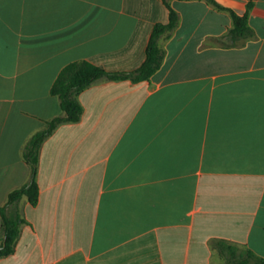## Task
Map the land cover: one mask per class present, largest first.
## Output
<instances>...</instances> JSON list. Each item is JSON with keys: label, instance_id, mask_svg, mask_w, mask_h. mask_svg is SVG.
<instances>
[{"label": "crops", "instance_id": "1", "mask_svg": "<svg viewBox=\"0 0 264 264\" xmlns=\"http://www.w3.org/2000/svg\"><path fill=\"white\" fill-rule=\"evenodd\" d=\"M169 1L161 66L95 80L81 119L43 142L39 201L21 199L0 264H220L218 238L264 256V0ZM229 9L254 32L236 44ZM169 15L163 0H0V206L30 178L25 144L62 113L61 69L133 70Z\"/></svg>", "mask_w": 264, "mask_h": 264}, {"label": "trees", "instance_id": "2", "mask_svg": "<svg viewBox=\"0 0 264 264\" xmlns=\"http://www.w3.org/2000/svg\"><path fill=\"white\" fill-rule=\"evenodd\" d=\"M170 10L168 22H157L152 30L147 48L146 59L137 68L128 71H109L104 67L94 64L88 60H76L66 64L59 72L52 84V94L58 95L62 113L46 120L44 128L36 131L24 146L23 156L30 165V178L21 186L13 188L6 202L0 206L2 217V228L4 236L0 238V257L9 255L15 251L16 244L21 232V224L26 220L20 211V201L27 197L29 202L36 205L39 201L40 187L38 183V171L40 152L43 142L54 130L64 122L79 121L84 108L78 95L101 77L110 79H131L134 82L149 79L161 66L165 57V50L160 45L162 36H169L179 22L178 12L171 6L169 0H163ZM221 8V4L215 0H208ZM255 0H248V9L252 7ZM233 18V27L228 36L232 43L253 35V29L248 22V12L240 15L229 9ZM212 245L224 257L220 264H264V256L256 254L247 247L218 238Z\"/></svg>", "mask_w": 264, "mask_h": 264}]
</instances>
